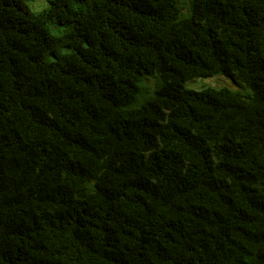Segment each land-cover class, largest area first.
<instances>
[{"label":"trees","instance_id":"16d2710c","mask_svg":"<svg viewBox=\"0 0 264 264\" xmlns=\"http://www.w3.org/2000/svg\"><path fill=\"white\" fill-rule=\"evenodd\" d=\"M0 264H264V0H0Z\"/></svg>","mask_w":264,"mask_h":264},{"label":"rangeland","instance_id":"374dc122","mask_svg":"<svg viewBox=\"0 0 264 264\" xmlns=\"http://www.w3.org/2000/svg\"><path fill=\"white\" fill-rule=\"evenodd\" d=\"M28 7L34 11H41L49 6L50 0H25ZM186 86L192 89H202L205 87H228L243 94L251 92V89L235 81L233 78L224 74H217L211 77L195 78L186 83Z\"/></svg>","mask_w":264,"mask_h":264}]
</instances>
